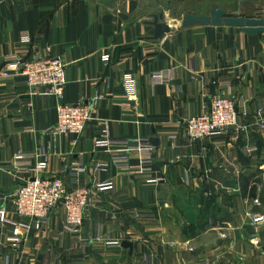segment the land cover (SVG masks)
I'll return each instance as SVG.
<instances>
[{"label": "crops", "instance_id": "obj_1", "mask_svg": "<svg viewBox=\"0 0 264 264\" xmlns=\"http://www.w3.org/2000/svg\"><path fill=\"white\" fill-rule=\"evenodd\" d=\"M152 1L0 0V197L11 200L19 186L15 154L41 148L49 154L48 175L69 184L65 158L85 168L83 186L113 184L93 191L78 235L64 232L61 207L43 232L19 246L0 228V264H264V223L253 224L264 216V132L258 127L264 34L168 23L172 32L156 41L152 13L142 11ZM14 53L61 59L66 104L103 97L82 136H59L54 146L46 132L57 124V100L41 89L29 92L24 78L7 74L3 61ZM164 71L172 81L154 84L153 75ZM126 75L137 84L133 109L124 107ZM225 81L245 116L238 140L192 143L186 122L209 110ZM104 123L116 139L159 140L152 144L151 173L132 176L114 167L113 154L125 149L97 148ZM137 163L132 153L131 164ZM113 241L121 247H108Z\"/></svg>", "mask_w": 264, "mask_h": 264}, {"label": "built area", "instance_id": "obj_2", "mask_svg": "<svg viewBox=\"0 0 264 264\" xmlns=\"http://www.w3.org/2000/svg\"><path fill=\"white\" fill-rule=\"evenodd\" d=\"M47 53H51V50H47ZM103 60L108 64L110 58L106 55ZM3 63L7 74L14 73L24 78L29 92H38L41 89L47 96H52L57 100V124L46 132L52 136L54 146L59 136L83 135L89 123L94 119L99 101L103 97H95L75 105L64 103L66 78L65 65L61 59L49 55L24 59L14 53L5 57ZM172 76L169 71L157 72L153 75V83L157 85L170 83ZM123 82L124 98L127 100L124 107L133 109L130 102L137 93L135 77L126 75ZM221 88L224 92L211 98L207 112L186 122L185 134L192 143L229 135L233 140H238L239 132L244 128L241 126V121L245 116L241 115L238 100L232 94V82L221 83ZM243 107L245 109L244 104ZM258 116H264V109L261 108L258 111ZM103 127L102 136L96 140L97 148L121 147L125 149L123 153H115L112 156L111 162L117 170L129 172L132 176L151 173L155 148L148 139H116L110 136L108 124L104 123ZM258 127L264 132V121L261 118ZM220 143L226 145L225 140ZM72 144L75 146L76 142ZM252 152H256V149L248 150L247 154L250 155ZM132 153L138 158L136 165L131 164ZM13 161V173L19 186L11 200L7 197H0V228L3 233L9 230L11 233L9 242L13 246H19L31 233L43 232L50 225L53 211L59 207L65 211L64 232L73 236L78 235L83 226L86 211L92 202L93 191H106L113 188L112 183H100L98 180H94L91 186H83L81 180L85 174V168L75 166L65 158L63 159V172L69 175V184L61 178L48 175L49 154L46 148L30 153L18 152ZM9 206L13 209L14 217L10 215ZM263 223L264 216L253 218V224ZM89 243L86 242L87 245ZM107 246L119 248L121 242H107ZM199 264H206V261H200Z\"/></svg>", "mask_w": 264, "mask_h": 264}, {"label": "water", "instance_id": "obj_3", "mask_svg": "<svg viewBox=\"0 0 264 264\" xmlns=\"http://www.w3.org/2000/svg\"><path fill=\"white\" fill-rule=\"evenodd\" d=\"M161 3V0H156ZM200 4L211 2L210 11L206 15L187 13L181 17H177L183 29L195 26H212V27H229L241 29L249 36L264 34V18L249 17L244 13V7L249 3H256L264 0H197ZM221 1L226 3V6L235 4L236 8L229 13L227 7H219L215 2ZM182 2L188 3L189 0H165L166 9L160 13H153L150 15L151 21L149 25L154 28L153 39L156 41L162 40L167 34L172 32V27L168 24V12L174 3ZM154 146H159L160 142L156 138L150 140ZM123 246L126 249L132 250V244L124 242Z\"/></svg>", "mask_w": 264, "mask_h": 264}, {"label": "rangeland", "instance_id": "obj_4", "mask_svg": "<svg viewBox=\"0 0 264 264\" xmlns=\"http://www.w3.org/2000/svg\"><path fill=\"white\" fill-rule=\"evenodd\" d=\"M214 2L216 6L223 7V8L227 7L229 13L235 10L236 8L235 4H237L235 3L232 6L231 5L226 6V3L224 2H221V1H218V2L214 1ZM154 3H155V0H153L151 4L146 5L145 7H142V11H145V12L150 11L153 14V13H160L162 10L166 9L165 0H161L160 4L159 2L157 3L156 1L157 5H154ZM211 4H212L211 2L200 4L197 0H189L188 3H182V2L174 3L171 6V10L168 12L167 20L169 18L176 20L177 17H181L187 13L206 15L210 11ZM244 13L246 14V16H249V17L264 18V1L247 4L244 7ZM168 23H170L171 26H173L174 28H177V26H175L173 22L169 21Z\"/></svg>", "mask_w": 264, "mask_h": 264}, {"label": "bare ground", "instance_id": "obj_5", "mask_svg": "<svg viewBox=\"0 0 264 264\" xmlns=\"http://www.w3.org/2000/svg\"><path fill=\"white\" fill-rule=\"evenodd\" d=\"M169 21L173 22V23L175 24V26H177V27H179V26L181 25L180 22H177V21H175V20H173V19H171V18L168 19V22H169ZM169 24H170V23H169Z\"/></svg>", "mask_w": 264, "mask_h": 264}, {"label": "flooded vegetation", "instance_id": "obj_6", "mask_svg": "<svg viewBox=\"0 0 264 264\" xmlns=\"http://www.w3.org/2000/svg\"><path fill=\"white\" fill-rule=\"evenodd\" d=\"M203 4V3H202Z\"/></svg>", "mask_w": 264, "mask_h": 264}]
</instances>
